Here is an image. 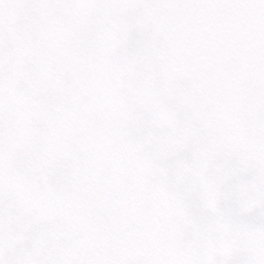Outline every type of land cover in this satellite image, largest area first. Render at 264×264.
Segmentation results:
<instances>
[{
    "label": "snow or ice",
    "instance_id": "obj_1",
    "mask_svg": "<svg viewBox=\"0 0 264 264\" xmlns=\"http://www.w3.org/2000/svg\"><path fill=\"white\" fill-rule=\"evenodd\" d=\"M0 264H264V0H0Z\"/></svg>",
    "mask_w": 264,
    "mask_h": 264
}]
</instances>
